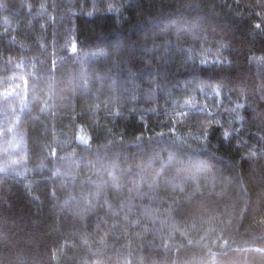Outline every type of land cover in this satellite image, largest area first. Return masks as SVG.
Listing matches in <instances>:
<instances>
[{
    "label": "trees",
    "instance_id": "16d2710c",
    "mask_svg": "<svg viewBox=\"0 0 264 264\" xmlns=\"http://www.w3.org/2000/svg\"><path fill=\"white\" fill-rule=\"evenodd\" d=\"M0 264H264V0H0Z\"/></svg>",
    "mask_w": 264,
    "mask_h": 264
}]
</instances>
